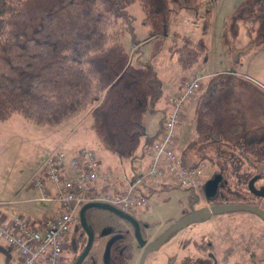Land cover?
Here are the masks:
<instances>
[{
    "label": "trees",
    "instance_id": "obj_1",
    "mask_svg": "<svg viewBox=\"0 0 264 264\" xmlns=\"http://www.w3.org/2000/svg\"><path fill=\"white\" fill-rule=\"evenodd\" d=\"M132 3H138L143 13L149 39L157 37L160 43L172 34L168 49L176 53L182 72L191 71L200 58L207 59L201 39L193 43L170 29L181 13L198 20L203 0H0V123L19 115L34 125L55 126L84 112L105 151L132 164L143 157L147 166L145 152L159 140L166 108L154 136L146 134L144 116L172 92H162L155 66L129 61L120 37L124 30H133L127 13ZM209 14L207 10L202 20L203 31ZM227 20L233 41L243 24L250 48L264 44V0L245 1ZM192 100H196L191 115L193 146L199 150L214 147L213 161L223 164L214 173L221 181L211 198L204 194L202 184L183 188L190 191V210L183 216L202 207L203 200L208 205H252L249 187L264 168V89L246 77L219 74L211 76L200 97ZM247 161L256 170L247 176L248 196L228 186L224 175L227 171L241 174ZM230 164L236 169H226ZM162 183L166 182H158ZM158 184L146 186L154 191ZM138 192L148 198L142 187ZM100 210L89 208L83 215L94 239L104 230L120 234L104 264H128L133 233L123 226L121 217ZM87 239L78 213L64 236V260L74 264ZM96 259L97 253L90 248L81 264H96Z\"/></svg>",
    "mask_w": 264,
    "mask_h": 264
},
{
    "label": "rangeland",
    "instance_id": "obj_2",
    "mask_svg": "<svg viewBox=\"0 0 264 264\" xmlns=\"http://www.w3.org/2000/svg\"><path fill=\"white\" fill-rule=\"evenodd\" d=\"M245 1L247 0H203L198 20H189L181 13L178 21L172 24L171 31L189 37L193 43L201 39L207 49V59L200 58L191 68V71L196 70L195 73L198 72L205 76L200 90L196 93V99L209 85V77L219 74L233 73L246 77L264 89V44L250 48V37L243 24L239 25V33L234 41L231 33L228 32L230 24L227 18L234 15ZM207 10L210 14L207 28L203 31L202 20ZM127 13L133 30L132 32L124 30L120 40L129 56V61L135 65L150 63L155 66L162 81V92H169V82L177 79L176 75L183 76L179 74L176 53L171 54L168 49L172 44V34L170 35L169 32L160 40V43H157V37L151 39L148 37V29L142 23L143 13L138 3L130 4L127 7ZM161 101L162 99L159 103ZM195 101L192 100V103L194 104ZM191 106L186 105L188 124L184 133L181 134L182 137L185 136V141L193 134L190 124L191 115H189L192 110ZM160 118L161 113L158 111L146 112L144 125L148 136L156 134ZM182 141L184 140L181 138L180 146ZM82 148L94 151L102 168L111 170L126 181L133 179L135 175H143L148 168V165L143 169L142 166L136 164L146 163L143 157L133 162L135 166H131L130 162L122 161L105 151L95 133L90 129V118L84 112L55 126L34 125L21 116L15 115L8 121L0 123V191L13 189V194H15L13 200L19 201L23 198L20 192L25 191L24 188L27 187L30 178L49 155L58 149L70 156ZM206 154L211 155L209 158L211 164L208 161L204 162L207 170L203 171L202 182L209 180L222 168L221 164H223V161H213L217 151L210 150ZM242 166L245 168L241 169V174L232 175L231 171L226 170L224 175H226L228 186L234 190L239 189L242 194L248 196L249 178L247 176L252 172L255 173L256 170L255 166L249 164L248 161ZM200 168L203 170L202 167ZM227 168L236 169L231 164ZM257 174L256 177L259 176L258 185H264V168L261 167ZM146 185L147 183L142 185V191L148 196L151 204L148 208L137 209L134 215L155 224L143 238L147 244L159 234L167 231L174 222L180 220L185 211L190 210V191L174 186L170 182L158 184L154 191H150ZM245 195L243 198H246ZM249 200L255 201L256 199L250 196ZM33 203L26 206L31 210L42 211V213L32 211L38 216L50 212L55 205L44 202ZM200 205L203 207L208 203L203 200ZM102 212L105 213V211ZM208 241L213 249H206ZM105 246V238L97 235L91 247V251L97 253L96 264H104ZM145 248L142 249L137 241L134 242L128 264H139ZM193 249L203 252L204 256L207 252H211L215 264H263L264 221L250 212H234L211 216L207 220L189 225H180L167 237L158 250L148 254L144 264L184 263L187 262L184 258L188 257ZM193 254L196 255V252ZM16 256L17 252L12 248L7 249L0 246V264H12ZM223 256H227L224 261ZM186 262L185 264H199L200 260ZM65 264H69L68 259Z\"/></svg>",
    "mask_w": 264,
    "mask_h": 264
},
{
    "label": "built area",
    "instance_id": "obj_3",
    "mask_svg": "<svg viewBox=\"0 0 264 264\" xmlns=\"http://www.w3.org/2000/svg\"><path fill=\"white\" fill-rule=\"evenodd\" d=\"M204 78L197 72L178 92L165 96L164 129L157 143L145 152L148 168L125 186L112 185L114 175L102 169L91 149L82 148L70 156L57 149L49 155L29 180V188L37 192L29 201L55 204L59 210L40 221L20 215L7 222L0 218V241L17 252L18 264H65V233L86 204L102 203L133 214L150 204L138 192L144 183L170 182L182 188L201 185L202 169L182 166L179 140L188 124L186 105Z\"/></svg>",
    "mask_w": 264,
    "mask_h": 264
},
{
    "label": "crops",
    "instance_id": "obj_4",
    "mask_svg": "<svg viewBox=\"0 0 264 264\" xmlns=\"http://www.w3.org/2000/svg\"><path fill=\"white\" fill-rule=\"evenodd\" d=\"M195 72H196V70L189 71L188 73H184V72H182V70H180L179 74H182L183 76L178 77L176 75L177 79H173V80H171L169 82V85H170L169 92H175L177 89H179L183 85L184 81L186 82L193 75V73H195ZM162 101L155 105L154 111H153V112L158 111V112L161 113L160 121L162 119L163 109H164V104H163L164 101L163 102ZM188 106H191V108H192V110L189 112V115H192V112H193V103H192V101H190L188 103ZM160 121L158 123L157 131H159V129L161 127V122ZM190 124H191V127H192L191 116H190ZM183 133H184V131H183ZM192 133H193V129H192ZM193 136L194 135L192 134L191 137L189 139H187V141H185V138H184L185 136L182 137V135H181V138L184 140V141H182L181 146H180V151H181L180 152V156H181L183 167L186 168V169H190L192 167L200 166V167L203 168L202 171H204L205 169L207 170V167H205L204 162L208 161L211 164V161L209 160L211 155L206 154V152L210 151V150H215V149H214V147H205L202 150H199V149L196 148V146L193 147V142L195 141ZM190 144H192V146ZM136 164L139 165V166H142L143 169L145 168V165H146V163H136ZM131 166H135V163H133V164L131 163ZM102 169L105 170V171H109V172H111L114 175L115 180L112 182V185L115 184V182H117L116 184H119L120 187L125 186V184L127 182L126 180L122 179L120 176H117L114 172H112L109 169H104V168H102ZM24 190L25 191L20 192V195L23 194L22 195L23 198L19 199V201H17L16 203H9L11 201H14L13 199L15 198V194H13V189H10V191H4V190L0 191V218L4 222L9 221L11 218H13L16 215L24 216V217L29 218L31 220L40 221V220H43V219H45L47 217H50L51 215L55 214L58 211L57 210L58 206L57 205H53V207L50 209V212H47L45 214H41L39 216L34 214L32 211H34L36 213L37 212L42 213V211H40L38 209H32L31 210L26 205L27 204H34L33 202H30L29 200H31L34 197H36L37 192L35 190L29 188V185H27V187L24 188ZM18 195H19V193H18ZM150 204H151V202H150ZM149 206H147L145 208H148ZM208 243H210V242L208 241L207 244ZM0 246H2L4 248H7V249H10V247L6 246L2 241H0ZM196 250L193 249L191 251V253L189 254V256H191V255L194 256L193 253L196 252L195 256L202 257L203 256L202 255L203 252H201V251L197 252ZM12 264H18V256L15 257L14 261L12 262Z\"/></svg>",
    "mask_w": 264,
    "mask_h": 264
},
{
    "label": "water",
    "instance_id": "obj_5",
    "mask_svg": "<svg viewBox=\"0 0 264 264\" xmlns=\"http://www.w3.org/2000/svg\"><path fill=\"white\" fill-rule=\"evenodd\" d=\"M220 181H221V176L216 175L211 181L207 182L204 185V191H206L207 187H212V189H213L212 191H209L206 193L207 198H209L212 194H214L216 192V189L218 187V182H220ZM89 208L108 210V211L115 213L116 215H118L121 218L131 219L130 215L122 212L121 210H119V209H117L111 205H106V204H102V203H89V204L82 206V208L80 209V212H79V217H80V222L84 226V229L87 233L88 241L85 245L84 250L79 255L78 259L74 262V264H81L82 263V261L84 260V258L88 254V252L91 248L92 242H93L94 235L84 225V217H83L85 210H87ZM234 212H250V213L257 215L260 219H262L264 221V210H262L256 206H253V205L223 204V205H207V206L197 208L194 211H192L190 214L183 216L180 220L174 222V224L167 231H165L156 241H154L152 244L148 245L143 252V255L141 257L139 264H144V260H145L146 255L150 252L158 250L161 247V245L166 241L167 237L180 225H189L192 223H197V222H201L203 220H207L211 216L221 215V214H225V213H234ZM135 235H136L137 239H139L137 223H135ZM110 246H111V242H109L105 248V253H104V258H103L105 262L107 260L108 255H109Z\"/></svg>",
    "mask_w": 264,
    "mask_h": 264
},
{
    "label": "flooded vegetation",
    "instance_id": "obj_6",
    "mask_svg": "<svg viewBox=\"0 0 264 264\" xmlns=\"http://www.w3.org/2000/svg\"><path fill=\"white\" fill-rule=\"evenodd\" d=\"M216 176V174H214L209 180H206L202 183V186H203V190H204V185L211 181L214 177ZM261 176V175H260ZM257 179L250 185L249 187V193H251L253 195V197L256 199L255 201L252 202V205L253 206H256L262 210H264V185H258L257 181H258V178L259 176L256 177ZM220 184V182H218V185ZM212 187H207L206 191H204V194L206 195L207 192L209 191H212ZM217 190V189H216ZM213 195V194H212ZM211 195V196H212ZM211 196L209 198H211ZM135 213L133 214H128L130 215L131 219H126V218H122L121 219V223L123 224V226L125 225V227L133 233L134 235V240L132 241V244L134 242H138L139 245L143 248H145L148 244H152L154 241H156L163 233L159 234L157 237L153 238L151 243H145L143 238L146 236V232L148 230H151L155 224H152L146 220H143L141 218H138L134 215ZM186 216V215H185ZM135 223H137L138 225V233H139V239H137L136 235H135ZM82 224V223H81ZM152 224V225H151ZM151 225V226H150ZM83 226V225H82ZM86 226V225H85ZM87 227V226H86ZM84 228V226H83ZM88 228V227H87ZM85 230V229H84ZM141 230H142V233H141ZM105 231V234L103 233L102 235H100L101 237L105 238V244L107 245L109 242H111V245L113 244V242H115L118 238H119V235L120 234H109L108 232ZM86 232V231H85ZM92 233V232H91ZM87 235V233H86ZM88 238V237H87ZM94 238H93V242H94ZM88 241V239H87ZM93 242H92V245H93ZM87 243V242H86ZM111 247V246H110ZM85 248V247H84ZM106 248V246H105ZM206 249H213L211 244L208 243L207 244V248ZM84 250V249H83ZM211 251V250H209ZM149 254V253H148ZM148 254L146 255L145 257V260H144V263L148 257ZM207 255H203L202 257H197V256H188L186 257L185 259H189L191 261H194L196 259H199L200 262L199 264H215V260H214V257L212 255L211 252H207L206 253ZM190 261V262H191Z\"/></svg>",
    "mask_w": 264,
    "mask_h": 264
}]
</instances>
